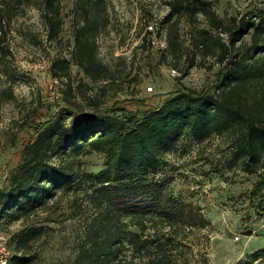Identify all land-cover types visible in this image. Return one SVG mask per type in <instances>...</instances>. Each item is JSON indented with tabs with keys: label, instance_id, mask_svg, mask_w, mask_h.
Instances as JSON below:
<instances>
[{
	"label": "trees",
	"instance_id": "trees-1",
	"mask_svg": "<svg viewBox=\"0 0 264 264\" xmlns=\"http://www.w3.org/2000/svg\"><path fill=\"white\" fill-rule=\"evenodd\" d=\"M76 1L82 17L74 25L70 58L54 59L52 73L70 79L73 62L92 81L103 80L116 96L117 76L98 56L97 33L106 26L103 0ZM31 2L0 0V75L7 52L6 27ZM168 5L165 20L171 24L162 57L187 74L213 56L220 64L213 87H178L140 113L122 115L115 107L70 122L61 114L49 117L24 143L9 184L0 188V220L29 218L40 208L57 205L59 189L70 192L75 182L81 183L76 171L81 151L94 149L107 155L103 168L85 176L91 190L85 191L86 205L78 204L73 216L83 217L84 223L68 264H177L176 250L186 236L181 232L210 224L200 208L175 195L168 179L157 175L166 167L168 153L187 137L204 141L226 135L231 149L228 164L262 174L264 11L225 20L211 0H169ZM39 7L47 38L57 39L64 24L59 0H40ZM198 14L206 27L193 26L188 48L178 22L185 17L194 24ZM105 94L102 87L100 95L87 96L88 103L99 105ZM12 96L13 91L3 89L0 105L4 97ZM54 157L58 163L51 162ZM263 189L264 178L259 176L252 196ZM43 232L35 224L16 231V252L8 264L34 262V246ZM258 254L254 251L241 264H252Z\"/></svg>",
	"mask_w": 264,
	"mask_h": 264
},
{
	"label": "rangeland",
	"instance_id": "rangeland-1",
	"mask_svg": "<svg viewBox=\"0 0 264 264\" xmlns=\"http://www.w3.org/2000/svg\"><path fill=\"white\" fill-rule=\"evenodd\" d=\"M31 1L6 27L7 52L3 57L0 92L11 90L13 96L4 97L0 105V188L9 184V174L20 159L24 143L34 135L38 124L49 117L61 114L70 122L115 107L122 115L140 113L178 87H213L220 67L213 56L201 60L205 65H196L183 74L180 67L162 57L166 43H152L154 36L168 37L171 22L165 16L169 0L102 1L106 26L97 33L98 56L117 76L116 96L103 80L92 81L73 62L70 79L52 73L54 59L70 58L74 25L82 17L79 1L59 0L64 24L55 40L47 38L40 0ZM211 1L225 20L249 11H264V0ZM149 23L156 27L154 33L147 31ZM195 25L206 27L201 14L194 24L185 17L178 22L180 38L188 48ZM171 67H177L180 74L173 76ZM148 86L153 90H147ZM102 87H106L104 102L89 104L87 96L100 95ZM230 156L226 135L204 141L187 137L168 153L166 167L157 174L168 179V187L175 195L194 203L210 219L206 227L181 232L186 236H182L176 250L177 264H241L254 251L259 254L252 264H264V189L256 196L251 193L256 179L264 178V162L258 176L256 172H245L241 165H229ZM106 161L107 155L101 151H81L76 170L81 183L75 182L70 192L59 189L57 205L40 208L29 218L1 219L0 247L5 245L11 254L15 253L14 233L31 224L40 225L44 232L35 243L36 259L31 264H68L84 223L83 217L73 216L78 204L86 205L85 191L91 190L85 176L103 168ZM51 162L58 163L59 158L54 157Z\"/></svg>",
	"mask_w": 264,
	"mask_h": 264
},
{
	"label": "built area",
	"instance_id": "built-area-1",
	"mask_svg": "<svg viewBox=\"0 0 264 264\" xmlns=\"http://www.w3.org/2000/svg\"><path fill=\"white\" fill-rule=\"evenodd\" d=\"M148 30L147 31H150V32H153L156 31V27L154 28L153 24H148L147 26ZM151 41L152 43L156 44V45H164V42L166 43V39H164V37H160V38H156L155 36L151 38ZM170 71H171V74L173 76H178L180 73L179 71L177 70V68H174V67H171L170 68ZM57 81V79H55ZM147 90H153V87L152 86H148L147 87ZM10 257H11V253L8 251L7 247L5 245L1 246L0 247V264H8L9 263V260H10Z\"/></svg>",
	"mask_w": 264,
	"mask_h": 264
}]
</instances>
